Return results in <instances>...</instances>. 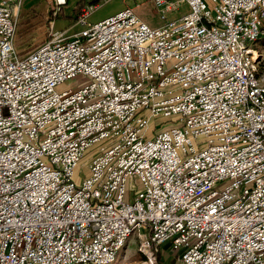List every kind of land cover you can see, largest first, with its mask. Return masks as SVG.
Instances as JSON below:
<instances>
[{
  "label": "built area",
  "instance_id": "obj_1",
  "mask_svg": "<svg viewBox=\"0 0 264 264\" xmlns=\"http://www.w3.org/2000/svg\"><path fill=\"white\" fill-rule=\"evenodd\" d=\"M100 1L20 53L0 0V264H264V0Z\"/></svg>",
  "mask_w": 264,
  "mask_h": 264
},
{
  "label": "rangeland",
  "instance_id": "obj_2",
  "mask_svg": "<svg viewBox=\"0 0 264 264\" xmlns=\"http://www.w3.org/2000/svg\"><path fill=\"white\" fill-rule=\"evenodd\" d=\"M78 1L80 0H66L65 4L56 5L52 0H22L20 11L18 12L15 35L17 50L20 53H25L34 49L48 39L52 29L54 31L67 29L68 33L84 29L85 26L72 23L75 17L74 7ZM89 1L85 0L84 5L88 4ZM99 4L88 17L90 24L109 17L125 7L132 8L150 26H158L162 23L150 0H107L105 2L100 1ZM185 11L186 7L182 6L180 12ZM178 13L170 14L169 18ZM255 47L261 55L258 62V71L264 76V33L255 42ZM78 171L79 167L76 169V173ZM136 186L133 181L128 183L129 197H132L133 189ZM145 261H147V256L141 249L137 232H134L111 264H146L144 263ZM173 261L174 256L165 250L157 253L154 263L173 264Z\"/></svg>",
  "mask_w": 264,
  "mask_h": 264
},
{
  "label": "trees",
  "instance_id": "obj_3",
  "mask_svg": "<svg viewBox=\"0 0 264 264\" xmlns=\"http://www.w3.org/2000/svg\"><path fill=\"white\" fill-rule=\"evenodd\" d=\"M84 4H85V0H80V1L77 2L76 6L74 7L75 17H74L72 23L76 22V16L80 12V9L84 6Z\"/></svg>",
  "mask_w": 264,
  "mask_h": 264
},
{
  "label": "crops",
  "instance_id": "obj_4",
  "mask_svg": "<svg viewBox=\"0 0 264 264\" xmlns=\"http://www.w3.org/2000/svg\"><path fill=\"white\" fill-rule=\"evenodd\" d=\"M20 7H21V5L18 7V8H16L15 10H16V12H17V15H18V12L20 11ZM164 250H163V252L165 251V248H163Z\"/></svg>",
  "mask_w": 264,
  "mask_h": 264
}]
</instances>
